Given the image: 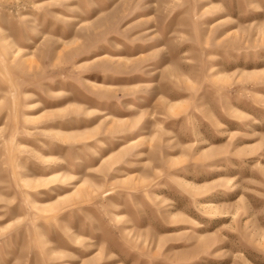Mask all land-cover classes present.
<instances>
[{
    "label": "rangeland",
    "instance_id": "1",
    "mask_svg": "<svg viewBox=\"0 0 264 264\" xmlns=\"http://www.w3.org/2000/svg\"><path fill=\"white\" fill-rule=\"evenodd\" d=\"M0 264H264V0H0Z\"/></svg>",
    "mask_w": 264,
    "mask_h": 264
}]
</instances>
